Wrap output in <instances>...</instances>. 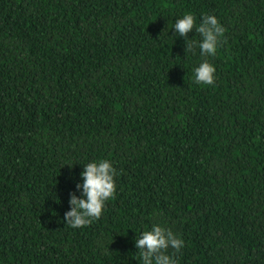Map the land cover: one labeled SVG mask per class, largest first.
I'll list each match as a JSON object with an SVG mask.
<instances>
[{
  "label": "trees",
  "instance_id": "1",
  "mask_svg": "<svg viewBox=\"0 0 264 264\" xmlns=\"http://www.w3.org/2000/svg\"><path fill=\"white\" fill-rule=\"evenodd\" d=\"M185 14L226 30L215 56ZM103 159L115 198L73 229ZM156 223L178 264H264V0H0V264H142Z\"/></svg>",
  "mask_w": 264,
  "mask_h": 264
},
{
  "label": "clouds",
  "instance_id": "2",
  "mask_svg": "<svg viewBox=\"0 0 264 264\" xmlns=\"http://www.w3.org/2000/svg\"><path fill=\"white\" fill-rule=\"evenodd\" d=\"M195 30L200 36L199 43H187L185 52L193 51L198 47L201 56H215L221 46L225 29L213 15L201 17L197 25L196 17L185 14L177 19L174 31L179 37L187 39L188 33ZM215 67L204 60L194 69L196 84L213 85L215 82ZM71 169V168H70ZM117 175L109 160L103 159L86 164L80 178L82 184L75 188L81 191L78 198L75 193H69L71 210L64 214V222L73 229L83 228L100 219L106 202L115 198ZM184 240L173 233L171 229L153 224L150 230L143 231L135 241V248L139 251L142 264H178L175 254L184 247ZM169 249L172 253L169 254Z\"/></svg>",
  "mask_w": 264,
  "mask_h": 264
}]
</instances>
